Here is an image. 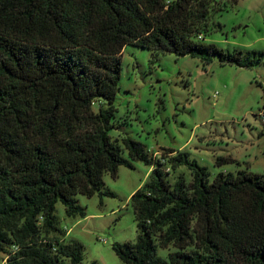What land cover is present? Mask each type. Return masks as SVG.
Returning <instances> with one entry per match:
<instances>
[{
	"label": "trees",
	"instance_id": "1",
	"mask_svg": "<svg viewBox=\"0 0 264 264\" xmlns=\"http://www.w3.org/2000/svg\"><path fill=\"white\" fill-rule=\"evenodd\" d=\"M209 1L0 0V251L17 247L3 264H81V242L48 236L60 230L55 205L85 216L76 195H113L103 174L133 160L155 166L130 197L137 239L112 244L123 262L264 264V173L219 171L209 181L179 151L173 166L186 164L193 177L172 184L141 141L124 138L126 158L109 135L126 44L206 63L263 59V50L199 37ZM100 98L108 105L94 111ZM169 243L176 249L162 257L158 247Z\"/></svg>",
	"mask_w": 264,
	"mask_h": 264
},
{
	"label": "rangeland",
	"instance_id": "2",
	"mask_svg": "<svg viewBox=\"0 0 264 264\" xmlns=\"http://www.w3.org/2000/svg\"><path fill=\"white\" fill-rule=\"evenodd\" d=\"M209 10L200 27L204 42L244 53L264 51V0H210ZM121 66L109 135L126 158L124 138L141 141L172 184L178 177L186 182L193 177L186 164L173 166L179 151L205 166L209 181L219 171L264 173V57L252 66L224 64L217 56L206 63L191 54L126 44ZM98 101L92 105L94 111L99 104L108 105L105 99ZM219 157L227 160L217 163ZM132 164H120L115 177L108 171L103 174L104 187L113 195H76L86 212L83 217L67 215L57 201L60 230L48 236L81 242V264H130L117 256L112 244L137 239L130 197L149 180L155 166L141 160ZM175 249L169 243L159 246L158 253L165 257ZM15 250L5 245L0 264Z\"/></svg>",
	"mask_w": 264,
	"mask_h": 264
}]
</instances>
